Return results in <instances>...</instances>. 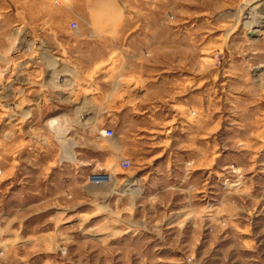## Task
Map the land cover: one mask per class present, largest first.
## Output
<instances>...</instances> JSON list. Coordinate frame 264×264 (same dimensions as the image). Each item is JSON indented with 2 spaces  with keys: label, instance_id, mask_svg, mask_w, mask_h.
I'll return each instance as SVG.
<instances>
[{
  "label": "rangeland",
  "instance_id": "obj_1",
  "mask_svg": "<svg viewBox=\"0 0 264 264\" xmlns=\"http://www.w3.org/2000/svg\"><path fill=\"white\" fill-rule=\"evenodd\" d=\"M259 5L0 0V264H264ZM133 56L162 59L165 90L141 144Z\"/></svg>",
  "mask_w": 264,
  "mask_h": 264
},
{
  "label": "crops",
  "instance_id": "obj_2",
  "mask_svg": "<svg viewBox=\"0 0 264 264\" xmlns=\"http://www.w3.org/2000/svg\"><path fill=\"white\" fill-rule=\"evenodd\" d=\"M154 27L150 26H136L133 29L131 27L126 26H119L118 32H124V33H133V32H146L148 29H153ZM155 32L157 33V27L154 28ZM87 33L90 32V30L86 31ZM126 38V37H125ZM132 41L136 40L134 37L130 38ZM162 59L156 58V57H148V58H140V57H127L125 58L126 64H130L132 66H136V68H133L130 74L131 81L134 82V84L131 85V88L129 89V92H131L130 97L132 100H134L136 97H147L150 98L151 101L148 103L146 102L145 105L140 104H126L124 105L123 112L125 114L130 113L131 116L125 119V128H130V136L128 144H141L143 143V138L145 137L142 134L144 133V130L142 129L143 123L150 118L151 115L156 114L159 112V109L162 108L161 104V98L165 94V90L163 89V80H162V74L163 69L160 67L158 68V65H162L161 62ZM100 64L104 63V61L97 60L92 62ZM145 82V90H141V87L137 86V83L139 85V82ZM136 82V83H135ZM114 87H116L114 85ZM111 90H112V84L109 83V101H111ZM140 91V92H139ZM128 92V91H127ZM147 114V116H145ZM129 121V124H128ZM140 130V132L132 130ZM172 128H169L167 130V134L170 135L173 134ZM156 134V133H155ZM170 142L173 139L172 137H168ZM155 170V169H154ZM169 171V170H168ZM160 175H164L163 172H159ZM166 175L170 176L171 173H166ZM136 193V191H134Z\"/></svg>",
  "mask_w": 264,
  "mask_h": 264
},
{
  "label": "built area",
  "instance_id": "obj_3",
  "mask_svg": "<svg viewBox=\"0 0 264 264\" xmlns=\"http://www.w3.org/2000/svg\"><path fill=\"white\" fill-rule=\"evenodd\" d=\"M71 27L73 30H76L78 28L76 23L72 24ZM102 135H103V137H105L107 139H111L114 137V131L108 129V130H105L102 133ZM119 166L122 170L127 171L131 168L132 164H131V161H129V160H122L119 163ZM110 181H111V174H109L107 172H103V171L96 172V173L92 174V176L90 177V183L94 186H103Z\"/></svg>",
  "mask_w": 264,
  "mask_h": 264
},
{
  "label": "bare ground",
  "instance_id": "obj_4",
  "mask_svg": "<svg viewBox=\"0 0 264 264\" xmlns=\"http://www.w3.org/2000/svg\"><path fill=\"white\" fill-rule=\"evenodd\" d=\"M244 7V6H243ZM247 9H249V7H251L250 5H246L245 6ZM253 8V7H252ZM259 9H260V14H263V12H264V5L263 6H255L253 9H252V12H253V10H258L259 11ZM97 10V9H96ZM103 10V9H102ZM106 11H107V9H106ZM250 11V10H249ZM257 12V11H256ZM110 15V14H109ZM260 16V15H259ZM245 17V16H244ZM254 19V18H253ZM250 21V20H249ZM255 21V20H254ZM251 23H253V22H251ZM249 24V23H248ZM249 25H251V24H249ZM248 25V26H249ZM253 28H255V30L253 29V31H252V29H251V32L253 33V34H256V35H258V34H260V32H261V29L264 27V17L261 15L260 17H259V19H258V21H256L253 25ZM262 35V34H261ZM254 36V35H253ZM256 38V37H255ZM24 42V41H23ZM30 46V45H29ZM21 49V48H20ZM48 58V57H47ZM114 60V59H113ZM32 63V62H31ZM24 64H26V63H24ZM51 76H52V74H51ZM68 77V76H67ZM19 79V78H18ZM51 79V78H50ZM57 79V78H56ZM24 81V80H23ZM49 84V83H48ZM25 86V85H24ZM53 86V85H52ZM57 87H58V85H56ZM52 88H54V87H52ZM8 92H10V91H8ZM140 92V91H139ZM60 96L61 95H63L64 93H58ZM124 97V96H123ZM63 98V97H62ZM67 99V98H66ZM18 106V105H17ZM90 115V112L87 110L84 114H83V116L84 117H87V116H89ZM56 122H57V120L56 119H52L51 121H49V123H50V125L52 126V127H54L55 126V124H56ZM85 122V121H84ZM49 125V124H48ZM50 126V127H51ZM54 129H55V127H54ZM102 135V134H101ZM164 135V134H163ZM112 181H113V178H112V176H111V181L110 182H108V183H106L105 185H103V186H107V185H111L112 184ZM99 187H101V186H99ZM129 187H131V185H129Z\"/></svg>",
  "mask_w": 264,
  "mask_h": 264
}]
</instances>
